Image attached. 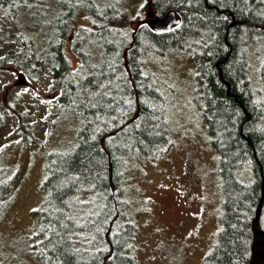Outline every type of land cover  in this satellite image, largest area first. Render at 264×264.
Returning a JSON list of instances; mask_svg holds the SVG:
<instances>
[{"label":"trees","instance_id":"obj_1","mask_svg":"<svg viewBox=\"0 0 264 264\" xmlns=\"http://www.w3.org/2000/svg\"><path fill=\"white\" fill-rule=\"evenodd\" d=\"M133 6L0 0L8 46L0 70L14 63L30 80L46 70L57 92L46 100V120L74 129L66 150L47 154L25 254L35 264H139L127 181L139 159L170 145L167 92L153 64L174 51L195 65L193 93L217 157L220 227L205 264H264V0H144L135 14ZM37 11L52 18L47 34L30 31ZM172 11L180 24L170 33L150 29L148 14ZM78 16L86 26L73 30ZM1 95L9 110V100L18 102L12 86ZM27 120L18 114L4 138L15 150L43 147ZM17 174L0 147V214Z\"/></svg>","mask_w":264,"mask_h":264},{"label":"rangeland","instance_id":"obj_2","mask_svg":"<svg viewBox=\"0 0 264 264\" xmlns=\"http://www.w3.org/2000/svg\"><path fill=\"white\" fill-rule=\"evenodd\" d=\"M132 1L135 14L144 0ZM141 14L144 19L145 14ZM32 16L30 31L47 34L46 27L53 22L51 16L40 11ZM80 26H86L84 16L76 17L72 28ZM6 28L0 16L1 35ZM1 35L0 58H4L8 46ZM70 40L66 53L76 67ZM153 68L167 92L170 145L160 156L139 159L128 177L129 214L137 227L133 247L139 264H205L220 227V195L216 153L208 141L193 93L195 65L188 55L169 51L157 59ZM10 86L18 97V102H8L12 111L4 106L6 100L1 95L2 88ZM55 94L46 70L34 80L18 72L14 63L0 70V116L4 119L0 147L5 146L18 173L7 208L0 214V264H35L25 254V240L36 224L32 211L44 197V163L47 154L66 150L74 134L68 120H46V100ZM18 114L32 122L42 148L19 151L4 140Z\"/></svg>","mask_w":264,"mask_h":264},{"label":"water","instance_id":"obj_3","mask_svg":"<svg viewBox=\"0 0 264 264\" xmlns=\"http://www.w3.org/2000/svg\"><path fill=\"white\" fill-rule=\"evenodd\" d=\"M150 29L157 34H168L180 24V19L175 12H169L163 18L147 15Z\"/></svg>","mask_w":264,"mask_h":264}]
</instances>
